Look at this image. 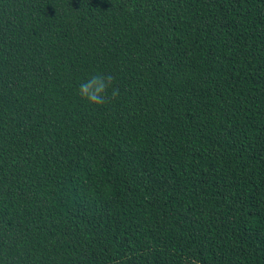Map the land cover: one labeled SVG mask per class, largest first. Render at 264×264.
I'll return each mask as SVG.
<instances>
[{"label": "trees", "instance_id": "16d2710c", "mask_svg": "<svg viewBox=\"0 0 264 264\" xmlns=\"http://www.w3.org/2000/svg\"><path fill=\"white\" fill-rule=\"evenodd\" d=\"M0 264H264V0H0Z\"/></svg>", "mask_w": 264, "mask_h": 264}, {"label": "clouds", "instance_id": "9594fccd", "mask_svg": "<svg viewBox=\"0 0 264 264\" xmlns=\"http://www.w3.org/2000/svg\"><path fill=\"white\" fill-rule=\"evenodd\" d=\"M113 79L110 74L94 70L78 80L76 90L87 102L103 105L119 94V89L113 87Z\"/></svg>", "mask_w": 264, "mask_h": 264}]
</instances>
